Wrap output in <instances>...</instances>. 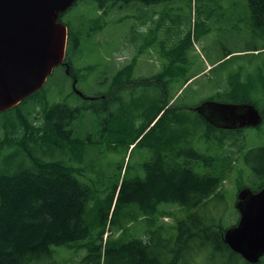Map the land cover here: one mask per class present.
Here are the masks:
<instances>
[{"label":"rangeland","instance_id":"374dc122","mask_svg":"<svg viewBox=\"0 0 264 264\" xmlns=\"http://www.w3.org/2000/svg\"><path fill=\"white\" fill-rule=\"evenodd\" d=\"M61 21L75 34L74 41L70 40L67 45V53L77 72V89L86 99L74 93L72 81L58 67L41 93L42 96L45 93L48 106L69 103L97 107L100 100L96 101V97L114 92V78L124 70L122 81L126 85H130L129 80L152 78L155 81L149 87L137 85L123 89L121 97L127 112L140 113L148 106L151 112L155 110L160 104L163 86L160 76L165 77L168 85L166 98L171 101L168 107L177 103L194 109L201 102L212 100L234 104L251 102L260 112L264 111V29L253 26L247 0H172L152 6L132 3L105 9L86 0L66 12ZM182 49L185 54L177 60ZM32 106V101H28L21 108L26 111ZM8 117L0 113V125ZM114 123L109 120L101 124L93 110H88L71 126L78 140L75 142L77 156L82 146L86 151L81 167L88 178L83 175L79 178L108 191L124 176L145 177L144 166L153 157L156 139H160L156 134L160 128L156 127L154 135L143 144L128 148L120 134L127 129V121ZM244 134L245 150L229 167L230 174L221 188L223 198L199 209L201 216L225 228L239 221L236 208L239 191L245 185L256 183L251 164L259 156L255 151L249 152L264 146V120L258 128H246ZM29 146L34 148L33 143ZM22 148L18 145L6 149L0 161L15 154L12 166L17 165L26 156ZM36 154L46 161L51 158L50 147L42 138L36 145ZM197 171L209 170L200 167ZM128 210L124 207L119 213L121 226L107 225V234L102 240L94 229L88 239L53 247L50 257L34 264H105L104 250L116 241L143 239L159 227L162 238H175L177 222L193 212L184 206L162 204L156 215L140 214L136 219H129ZM136 213H139L137 209ZM184 257L181 264H242L229 253L212 259L207 252L196 256L186 253Z\"/></svg>","mask_w":264,"mask_h":264},{"label":"trees","instance_id":"16d2710c","mask_svg":"<svg viewBox=\"0 0 264 264\" xmlns=\"http://www.w3.org/2000/svg\"><path fill=\"white\" fill-rule=\"evenodd\" d=\"M80 1L86 0H76L74 6ZM89 1L105 9L132 3L152 6L172 0ZM247 2L253 26L264 29V0ZM65 25L68 43L73 42L75 34L69 25ZM184 54L185 49L178 52L177 60ZM65 61L72 75H67L66 67L59 68L73 84L78 76L69 53ZM123 72L114 78V92L96 97V101L100 100L97 107L69 103L48 106L44 101L45 93L41 95L42 89L17 107L1 113L10 117L0 125V157L6 149L18 145L23 146L26 156L13 166L15 154L0 161V264L42 262L52 255L53 247L84 241L94 229L98 230V238L102 240L107 234V225L110 228L121 226L118 217L122 208H129L126 213L129 219H136L140 214L156 215L162 204H176L193 210L177 222L175 238H162L159 227L143 239L127 243L118 240L105 248V264H181L185 261L184 254L196 256L203 252H207L210 259L229 253L242 264H249L225 243L227 228L201 216L199 210L209 202L223 198L221 188L230 174L229 167L245 150V130L216 128L185 104L175 103L166 108L171 101L166 98L168 85L164 76L159 77L163 86L160 104L154 111L151 112L148 106L140 113L127 112L121 97L123 89L137 85L149 87L155 81L152 78L137 82L129 80L130 85H126V81H122ZM28 101H32L33 106L25 111L21 107ZM88 110H93L101 124H107L109 120L116 125L127 121V129L120 134L128 148L143 144L154 135L156 127L160 128L156 131L160 139L153 145V157L144 166L145 177L124 176L110 191L98 189L88 180L79 178L80 175L88 178L81 167L86 151L82 146L80 156H77L75 142L78 140L71 126L83 111ZM261 113L264 115V111ZM170 127H174L171 136ZM40 138L50 147L48 161L36 154ZM30 143H33V149ZM254 151L259 157L250 164L256 183L242 189L249 188L256 193L264 187V146L249 153ZM245 159L248 161V155ZM200 167L209 171L199 173L197 168ZM101 258L99 254L98 261ZM259 264H264L263 259Z\"/></svg>","mask_w":264,"mask_h":264},{"label":"water","instance_id":"95a60500","mask_svg":"<svg viewBox=\"0 0 264 264\" xmlns=\"http://www.w3.org/2000/svg\"><path fill=\"white\" fill-rule=\"evenodd\" d=\"M76 0H0V113L7 112L41 91L54 70L65 62L68 27L60 16ZM73 83L74 92L86 97ZM206 122L223 130L257 128L264 115L253 104L204 101L194 108ZM240 219L226 229L224 241L249 264L264 258V187L237 195Z\"/></svg>","mask_w":264,"mask_h":264},{"label":"flooded vegetation","instance_id":"af4514ba","mask_svg":"<svg viewBox=\"0 0 264 264\" xmlns=\"http://www.w3.org/2000/svg\"><path fill=\"white\" fill-rule=\"evenodd\" d=\"M62 67H65V66H62ZM104 98V97H103ZM168 107V106H167ZM173 129H174V127L171 129V127H170V136H171V132L173 131ZM170 139H171V137H170Z\"/></svg>","mask_w":264,"mask_h":264}]
</instances>
